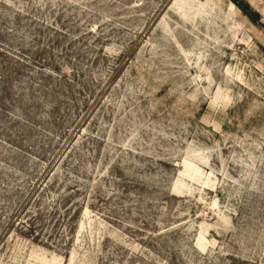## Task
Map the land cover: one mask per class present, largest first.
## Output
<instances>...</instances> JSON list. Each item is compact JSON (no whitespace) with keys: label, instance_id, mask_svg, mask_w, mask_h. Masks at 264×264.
<instances>
[{"label":"rangeland","instance_id":"1","mask_svg":"<svg viewBox=\"0 0 264 264\" xmlns=\"http://www.w3.org/2000/svg\"><path fill=\"white\" fill-rule=\"evenodd\" d=\"M0 264H264V0H0Z\"/></svg>","mask_w":264,"mask_h":264}]
</instances>
